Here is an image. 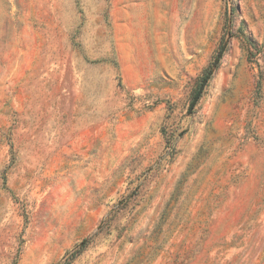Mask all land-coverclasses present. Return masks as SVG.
Listing matches in <instances>:
<instances>
[{
  "label": "rangeland",
  "instance_id": "obj_1",
  "mask_svg": "<svg viewBox=\"0 0 264 264\" xmlns=\"http://www.w3.org/2000/svg\"><path fill=\"white\" fill-rule=\"evenodd\" d=\"M0 264H264V0H0Z\"/></svg>",
  "mask_w": 264,
  "mask_h": 264
},
{
  "label": "water",
  "instance_id": "obj_2",
  "mask_svg": "<svg viewBox=\"0 0 264 264\" xmlns=\"http://www.w3.org/2000/svg\"><path fill=\"white\" fill-rule=\"evenodd\" d=\"M206 81L203 82V84L200 86L195 98L193 99V102L191 103V106H190V111L192 110L193 106L195 105V103L197 102V100L199 99V96L204 88V85H205Z\"/></svg>",
  "mask_w": 264,
  "mask_h": 264
}]
</instances>
